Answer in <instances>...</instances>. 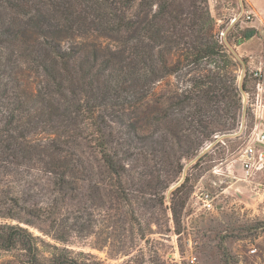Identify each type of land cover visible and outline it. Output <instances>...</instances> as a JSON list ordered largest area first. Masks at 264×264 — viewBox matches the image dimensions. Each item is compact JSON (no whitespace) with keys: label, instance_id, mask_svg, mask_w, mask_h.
<instances>
[{"label":"trees","instance_id":"16d2710c","mask_svg":"<svg viewBox=\"0 0 264 264\" xmlns=\"http://www.w3.org/2000/svg\"><path fill=\"white\" fill-rule=\"evenodd\" d=\"M208 3L0 0V180L17 185L0 197L3 263L104 264L72 249L69 238L96 233L108 218L136 245L135 205L150 199L134 200L125 187L132 129L166 167L163 194L180 180L183 161L197 158L195 168L210 169L227 160L226 145L231 155L244 147L231 137L252 78L247 66L240 86L242 65L217 37ZM257 34L249 29L235 43ZM81 59L90 62L86 69L76 64ZM183 69L182 94L151 105L154 87ZM110 105L118 110L111 116ZM130 108L137 120L123 132L115 127L119 111ZM191 180L172 192L175 217ZM121 205L128 209L120 213ZM113 210L118 215L106 218Z\"/></svg>","mask_w":264,"mask_h":264},{"label":"rangeland","instance_id":"374dc122","mask_svg":"<svg viewBox=\"0 0 264 264\" xmlns=\"http://www.w3.org/2000/svg\"><path fill=\"white\" fill-rule=\"evenodd\" d=\"M208 5L215 21L217 37L242 65L239 76L241 83L249 58L242 55L244 48L239 46L246 45V49L255 51L256 63L264 58V0H209ZM243 8L252 13V20L243 17L233 23V19L238 18ZM249 29L257 30L258 34L235 43V39H241ZM221 32L226 33L223 42L220 39ZM243 59L247 60V64ZM76 64L86 69L90 62L81 59L77 60ZM185 73L186 70L183 69L158 83L154 87L151 105L162 108L158 103L164 96L181 95L188 87L186 78L189 79V76H185ZM250 78L252 79L248 85V102L242 93L245 116L242 117L239 130L231 137L235 139L240 136L235 141H244V146L255 125L260 124V118L251 106L255 101L256 83L253 77ZM109 108L112 111L110 116L118 112L112 105ZM119 113L123 119L117 120L120 122L115 127L124 132L125 125L135 122L137 116L131 108L126 114L122 111ZM152 122L154 124H150L148 129L154 132L159 127L155 121ZM130 131L131 138H127V141L133 155L130 162L131 176L125 187L129 194L133 193L134 200L145 195L150 199L147 203L138 202L135 205L140 223L137 225L138 233H145V238L139 239V234L136 245L132 248V243L128 240L131 237L123 238L126 240V243H123L121 228L115 227L108 218L110 213L113 216L118 215V212L113 210L106 212L108 219H104L105 222L96 233L86 231L81 233V236L73 234L69 238L72 249L90 253L104 264H264V171L245 176L239 160V152L243 148L231 155L229 145H226L227 160L223 163L216 162L210 169H207L205 164L195 168L197 158L183 161L184 169L180 180L163 194L164 180L161 176L167 174L166 167L154 148L149 146L148 140L145 139L142 143L143 141L135 137V130ZM168 136L172 143L171 136ZM213 146L214 144L209 145L205 151ZM174 147L178 146L174 144ZM144 149L147 152H144ZM149 149L153 150L154 155ZM229 165H232L234 170ZM187 176L192 178L189 184L192 189L188 192L185 206L178 207V215L175 217L170 207L179 196L173 198L172 192ZM105 181L108 183L109 180ZM10 183L8 179L0 180V197L17 187ZM205 194L213 198L214 209L204 208ZM163 195L165 202L162 205ZM118 209L122 213L128 207L121 205ZM35 232L38 234V231ZM8 259L7 254L0 253V264H5L3 262Z\"/></svg>","mask_w":264,"mask_h":264},{"label":"built area","instance_id":"2783aa9c","mask_svg":"<svg viewBox=\"0 0 264 264\" xmlns=\"http://www.w3.org/2000/svg\"><path fill=\"white\" fill-rule=\"evenodd\" d=\"M245 17L247 20H252V13L245 11L244 8L239 13L238 18L233 19V23L241 18ZM226 33L221 32L220 39L223 42V37ZM249 75L253 77L256 83L255 101L251 105L254 108L256 115L262 119L264 115V58L257 63L254 67H249ZM246 69L244 70V77ZM248 102L249 92H244ZM239 160L242 163V167L245 176H251L257 172L264 171V129L260 124L255 125L251 136L246 142L243 149L239 152ZM203 206L205 209L212 210L215 207L213 198L209 194H205L203 197Z\"/></svg>","mask_w":264,"mask_h":264},{"label":"crops","instance_id":"0c3cea01","mask_svg":"<svg viewBox=\"0 0 264 264\" xmlns=\"http://www.w3.org/2000/svg\"><path fill=\"white\" fill-rule=\"evenodd\" d=\"M248 44V42L246 43ZM239 47H243L244 51L242 52V55L247 56L249 59L248 61V66L249 67H254L257 65L256 63V54L255 51L250 50V49H246V45H240ZM260 126L264 129V115L262 117V119H260ZM230 168H232V165H229ZM233 169V168H232ZM234 170V169H233Z\"/></svg>","mask_w":264,"mask_h":264},{"label":"water","instance_id":"95a60500","mask_svg":"<svg viewBox=\"0 0 264 264\" xmlns=\"http://www.w3.org/2000/svg\"><path fill=\"white\" fill-rule=\"evenodd\" d=\"M245 70V69H244ZM243 79H244V72H243V75H242V80H241V83H240V86L242 87V83H243ZM242 93H244V91L242 90ZM244 116H245V112H244Z\"/></svg>","mask_w":264,"mask_h":264}]
</instances>
